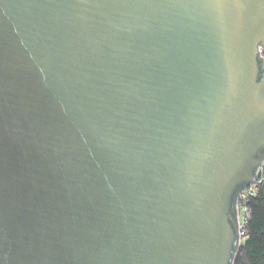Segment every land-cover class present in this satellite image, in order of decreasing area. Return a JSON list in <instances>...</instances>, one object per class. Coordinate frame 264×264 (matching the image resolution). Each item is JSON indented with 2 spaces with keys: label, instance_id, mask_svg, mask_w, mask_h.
Here are the masks:
<instances>
[{
  "label": "water",
  "instance_id": "water-1",
  "mask_svg": "<svg viewBox=\"0 0 264 264\" xmlns=\"http://www.w3.org/2000/svg\"><path fill=\"white\" fill-rule=\"evenodd\" d=\"M260 48L264 0H0V264H228Z\"/></svg>",
  "mask_w": 264,
  "mask_h": 264
},
{
  "label": "trees",
  "instance_id": "trees-1",
  "mask_svg": "<svg viewBox=\"0 0 264 264\" xmlns=\"http://www.w3.org/2000/svg\"><path fill=\"white\" fill-rule=\"evenodd\" d=\"M259 61L262 63L260 59ZM244 184V182L238 184L234 190L231 212H233L236 194ZM247 206L250 214L245 225V241L235 252L233 250L228 264H264V184L258 187L256 196L249 198Z\"/></svg>",
  "mask_w": 264,
  "mask_h": 264
},
{
  "label": "built area",
  "instance_id": "built-area-1",
  "mask_svg": "<svg viewBox=\"0 0 264 264\" xmlns=\"http://www.w3.org/2000/svg\"><path fill=\"white\" fill-rule=\"evenodd\" d=\"M261 57L264 58V49L260 48ZM264 184V163L259 168L255 180L245 188L237 198L236 212H237V222H238V233L240 237L239 245L242 243L243 237L245 238V225L247 219L249 218L250 210L247 206L250 197L257 195L258 187Z\"/></svg>",
  "mask_w": 264,
  "mask_h": 264
},
{
  "label": "rangeland",
  "instance_id": "rangeland-1",
  "mask_svg": "<svg viewBox=\"0 0 264 264\" xmlns=\"http://www.w3.org/2000/svg\"><path fill=\"white\" fill-rule=\"evenodd\" d=\"M244 241H245V238L243 237L242 242H244Z\"/></svg>",
  "mask_w": 264,
  "mask_h": 264
}]
</instances>
